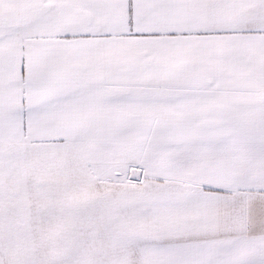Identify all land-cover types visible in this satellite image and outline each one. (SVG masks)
Masks as SVG:
<instances>
[{"label":"snow or ice","instance_id":"obj_1","mask_svg":"<svg viewBox=\"0 0 264 264\" xmlns=\"http://www.w3.org/2000/svg\"><path fill=\"white\" fill-rule=\"evenodd\" d=\"M0 264H264V0H0Z\"/></svg>","mask_w":264,"mask_h":264}]
</instances>
